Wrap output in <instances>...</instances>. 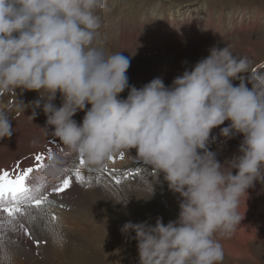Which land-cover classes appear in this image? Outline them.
Returning a JSON list of instances; mask_svg holds the SVG:
<instances>
[{
  "label": "clouds",
  "instance_id": "clouds-1",
  "mask_svg": "<svg viewBox=\"0 0 264 264\" xmlns=\"http://www.w3.org/2000/svg\"><path fill=\"white\" fill-rule=\"evenodd\" d=\"M107 3L0 0V95L36 92L32 121L40 109L46 117L41 131L83 155L88 165L100 167L109 156L135 149L155 170L153 185L162 174L177 196L176 218L128 221L120 228L136 242L137 264H220L224 249L217 237L236 231L249 189L264 186V74L252 73L250 59L230 45H213L168 85L161 77L131 85V56L104 49L101 13ZM81 111L78 123L73 117ZM225 121L219 136L242 139L221 162L209 145L218 138L213 129ZM12 134V122L0 110V139ZM63 167L64 154L53 153L42 175L56 180ZM153 185L141 198L152 197Z\"/></svg>",
  "mask_w": 264,
  "mask_h": 264
},
{
  "label": "rangeland",
  "instance_id": "rangeland-1",
  "mask_svg": "<svg viewBox=\"0 0 264 264\" xmlns=\"http://www.w3.org/2000/svg\"><path fill=\"white\" fill-rule=\"evenodd\" d=\"M101 15L100 32L105 41V52L106 54L121 52L126 57L131 56L130 67L126 74L129 83L136 87L142 86L154 77H161L166 85L170 84L173 78L182 73L186 67L194 65L199 59L206 57L208 49L213 45L219 47L230 45L231 50L237 56H247L250 59L252 73L264 74V0H165V2L161 0H108L107 8ZM123 40L127 45H131L125 51L121 50ZM233 83L238 84L239 81ZM120 96L126 97L127 90ZM36 99V92H22L17 89L16 92L0 95V110L6 111L11 119L15 112L19 111V107L24 108L26 105L23 103L24 100L34 102ZM54 103L57 106L60 105V96ZM36 112L37 115L33 121L30 116L28 118H22V115L17 116L15 125L22 124L25 127L35 124L44 125L46 117L43 112L40 109H36ZM82 113L78 114L77 112L73 118L79 122L82 120ZM241 139L242 137L239 135L227 140L221 137L219 141L209 145V150L216 151L220 156V161L223 162L236 152ZM59 153L64 154V157L69 153V158H74L73 167H79L86 180L89 177L92 178L91 182L81 186L78 183H73L70 191L67 190L68 200L65 204L63 203L66 209L56 207L59 211L51 212H56L55 215L59 220L52 221L49 216L46 220L47 227L38 225L36 226L38 231L33 229L32 235L42 242L38 247L31 240L21 243L24 248H20V243L8 244L7 240L10 237L5 231H0V236H3L5 241L0 245V264H5V262L9 264L7 262L9 260H2L5 255L9 259L18 256L17 263L10 260V264H137L136 242L132 240L131 243L124 239L123 243L117 239L109 227L101 222L99 211L92 204L90 195L99 191L106 207L111 205L112 214L119 215L118 217H128L127 220L133 223L143 221L142 217L145 216L143 209L151 201L160 205L163 212L166 210L172 219H175L178 212L177 196L169 195L162 174L159 177L161 183L153 185L157 182L155 170H151L140 159H136L130 166H126L128 162H125V167H120L118 160L109 161L107 159L102 166H95V168L86 162L81 166L79 154L68 152L66 149ZM48 157L44 161H47ZM105 168L111 171L106 172ZM113 173L115 177L121 179L120 184L115 183ZM128 173H135V175L127 176ZM97 177L100 178L99 182L94 179ZM152 185L154 187L152 197L147 200L140 199V196L147 198L151 194ZM144 194L147 197L142 196ZM261 199L260 197L254 198L252 213L247 220V227L250 232L251 230L254 232L252 235L245 236L244 239L239 238L240 241H236L241 245V247L238 245L241 248V256L224 255L220 264H264V198ZM127 200L126 205L117 203ZM63 210L76 211L77 215L88 217L90 223L100 227L104 233V239L99 243L100 251H92L86 246V240H77L69 228L63 227L64 224L59 215ZM160 213L162 214L161 211ZM167 219L169 220V217ZM133 234L130 233L131 236H134ZM53 237L55 239L57 237V242L53 243ZM217 238L219 239L220 236ZM29 245H32L38 252L42 248L48 249L47 256L54 252V249H58L57 252L62 249L65 254L61 255V258L57 255L55 260H51L48 256L45 261V257L37 256L29 249ZM21 250L22 254L20 255Z\"/></svg>",
  "mask_w": 264,
  "mask_h": 264
},
{
  "label": "bare ground",
  "instance_id": "bare-ground-1",
  "mask_svg": "<svg viewBox=\"0 0 264 264\" xmlns=\"http://www.w3.org/2000/svg\"><path fill=\"white\" fill-rule=\"evenodd\" d=\"M127 37V36H126ZM131 40V39H130ZM131 42V41H130ZM129 45H127L126 42H124V40L122 41L121 44V50L125 51L128 48ZM131 46V45H130ZM129 46V47H130ZM132 79V78H131ZM132 81V80H131ZM59 96V94H57V97ZM21 98V97H20ZM22 99V98H21ZM20 99V101H21ZM24 104H26V106H24V108L19 107L17 112H15V115L10 119L12 122V126H13V134L10 137H5L4 139H0V168L2 169H7V170H11L13 169L17 163L22 164L24 167H28V166H32L34 165L35 161H34V155L37 153H43L45 154V159L48 157L47 150L49 147L52 148L53 153H59L60 149H65V147L62 145V143L55 138L53 135L48 134L45 135L44 132L41 131L40 127H43L44 125H30L31 127H25L22 126V124H18L15 125V120L17 118V116L22 115V118H28L30 113H32L33 111V102H26L25 100L23 101ZM82 112V111H81ZM80 112V113H81ZM79 114V112H78ZM84 115V112L82 113ZM75 119V118H73ZM81 120H79L80 122ZM78 122V123H79ZM228 121H225L223 125H220L219 127L213 129L212 135H216L217 141H219L221 139V137L219 136V128L220 127H224L228 124ZM40 126V127H39ZM49 131H51V129H49ZM35 141V143H33ZM222 141V140H221ZM123 152L125 154V158L123 160L120 159V153ZM121 152H117L115 154H113L112 156L114 157V160H118L120 162V167H125V162H128L126 166H130L136 159H139L135 156V149H131L129 152L127 151H121ZM66 156L69 157V153L66 154ZM44 159V160H45ZM217 159L220 160V156L217 155ZM113 160V161H114ZM44 161V165H45ZM139 164V163H138ZM92 166V165H90ZM135 166V165H134ZM44 167V166H43ZM43 167H41L38 171L34 172L33 175L41 180V181H47L48 184H54L57 182L56 180H50L48 178L43 177L42 175V169ZM95 167V166H94ZM118 167V168H120ZM96 168V167H95ZM153 170V169H151ZM83 172V171H82ZM105 172V171H104ZM131 172V171H130ZM155 172V171H154ZM86 173V172H85ZM88 174H90L88 172ZM105 174V173H104ZM125 175V174H124ZM123 175V176H124ZM151 175V174H150ZM90 176V175H89ZM88 176V177H89ZM108 176V175H107ZM106 176V179H107ZM111 176V175H110ZM119 176V175H118ZM122 176V177H123ZM101 177V176H100ZM121 177V176H120ZM96 179V178H94ZM105 180V178H104ZM123 180V179H122ZM127 180V179H126ZM74 181V179H73ZM112 181V180H111ZM125 181V180H124ZM75 183V182H74ZM94 183V182H93ZM76 184V183H75ZM97 184V183H96ZM125 184V183H124ZM130 184V183H129ZM166 184V182H165ZM74 185V184H73ZM80 185V184H79ZM107 185V184H106ZM123 185V184H122ZM81 186V185H80ZM87 187V186H86ZM95 187V186H94ZM133 187V186H132ZM167 187V184H166ZM75 188V187H74ZM73 190V189H72ZM104 190V189H103ZM123 190V189H122ZM127 190V189H126ZM168 190V188H167ZM70 191V189H69ZM68 191V193H69ZM83 191V190H82ZM86 192V191H85ZM77 194V192H75ZM169 195H174L172 192H170L168 190ZM85 194V193H84ZM126 194V192H125ZM78 195V194H77ZM83 195V193L81 194V196ZM106 195V194H105ZM76 198L77 196L74 195ZM86 196V195H85ZM88 196V195H87ZM147 197V195H142ZM149 196V195H148ZM68 194L67 191L63 194L62 197L57 198V197H52L53 199H57L58 203L62 202V203H66V201L68 200ZM72 197V196H71ZM74 197V198H75ZM256 197H260V199L264 198V186H262L261 184H256L255 187L253 189H249V198L246 201V212H245V204H244V200L243 198L241 199V204H240V208L239 211L240 213L243 215V213L245 212V216L244 219L241 221V225L236 229V231L230 236V237H220V243L223 245V249H224V255L230 256L233 255L234 257H238L241 256V245L240 243H236L237 240L240 241L239 238H243L245 236L248 237V235H252V233L254 232L253 230H251L247 227V220L249 215L252 213L251 208L254 204V198ZM92 204L98 209L99 211V216H100V220L101 222L105 223L109 229L111 230V232L117 237V239L121 242H125L124 239L129 240L132 243V240L126 238L125 236H123L120 232V228L121 226L125 223L128 222L127 218L123 217H118L119 215H114L111 213V209L110 206L106 207V205L104 204L103 200H102V196L101 193L99 191H96L94 193H92L90 195ZM106 199V198H105ZM113 199V198H112ZM140 199L144 200L143 198ZM139 199V200H140ZM261 199V200H262ZM70 200V199H69ZM71 201V200H70ZM165 202V201H164ZM71 203V202H70ZM139 203V202H137ZM69 204V203H68ZM109 205V204H108ZM121 205V204H120ZM132 205V204H131ZM176 206V205H175ZM129 207V206H128ZM174 207V206H173ZM68 208V207H67ZM118 208V207H117ZM138 208V207H136ZM66 209V207H65ZM259 209V208H258ZM261 209V208H260ZM124 210V209H122ZM144 213L145 216L142 217L143 221L148 220L150 223H154L155 219L157 217L162 218V222L167 223L169 220H173L172 216L170 215L169 212H167L166 210L163 209L161 210L160 205L156 204L155 202H152L146 206L144 209ZM49 213H51L52 211H59V209H57L56 207H52L49 210ZM101 211V212H100ZM160 211L162 212V214L160 213ZM55 212V213H56ZM61 213L60 215V219L61 222L64 224V226H66L67 228H69L71 230V232H73L74 236H76L77 240H86V246H88V248H90L92 251H97L99 250L101 247H99V243L104 239V233L102 232V230L100 229V227H98L97 225L90 223L89 222V218L88 217H83L80 215H77V213H75L74 211H69V210H63L60 211ZM256 212V211H255ZM54 213V212H53ZM59 213V212H58ZM122 213L124 214V212L122 211ZM80 214V213H79ZM122 214V215H123ZM86 215V214H85ZM84 215V216H85ZM88 216V215H87ZM169 217V220L167 219ZM58 219V218H57ZM59 220V219H58ZM60 222V221H59ZM58 222V223H59ZM56 223V224H58ZM53 225V224H52ZM38 226V225H36ZM36 226L34 227L35 230ZM59 226V225H58ZM52 227V226H51ZM56 227V226H55ZM39 229V228H38ZM44 229V228H41ZM61 229V228H60ZM46 230V229H45ZM53 230V229H52ZM55 230V229H54ZM53 230V231H54ZM69 230V231H70ZM0 231H5L8 234V237L10 238H15L14 234L11 233L7 228L4 229H0ZM38 231V230H37ZM40 231V230H39ZM42 232V231H41ZM51 232V231H50ZM54 233V232H53ZM38 234V233H37ZM42 234V233H41ZM47 234V233H46ZM56 234V233H54ZM63 234V233H62ZM44 235V233H43ZM135 235V234H133ZM47 236V235H46ZM45 236V237H46ZM60 236V235H59ZM68 236V235H66ZM36 237V236H35ZM40 237V236H39ZM251 237V236H250ZM37 238V237H36ZM42 238V237H41ZM54 238V237H53ZM62 238V237H61ZM60 238V239H61ZM75 238V239H76ZM252 238V237H251ZM46 239V238H45ZM57 239V237H56ZM71 239V238H70ZM27 239H25L23 241V243L26 241ZM39 240V239H38ZM247 240V239H245ZM244 240V241H245ZM28 241V240H27ZM41 241V240H40ZM65 241V240H64ZM62 241V242H64ZM74 241V240H73ZM135 241V240H133ZM76 242V241H75ZM22 243V242H21ZM20 243V244H21ZM42 243V242H41ZM54 243V242H53ZM52 243V244H53ZM73 243V242H72ZM71 243V244H72ZM129 243V242H128ZM57 244V243H56ZM60 244V243H59ZM136 244V243H135ZM41 245V244H39ZM50 245V244H49ZM54 245V244H53ZM240 247H239V246ZM15 246V245H13ZM103 246V245H102ZM29 249H31L34 253L37 254V256L41 257H45V261L48 259L47 257L50 256L51 260H55L56 256L58 255L61 258V255L63 256L65 253V251H62V249H60L59 252H57L56 250L58 249H54V252L49 253V255L47 256V251L48 249L46 248H42L40 252H38L34 247H32V245L28 246ZM48 247V246H47ZM50 247V246H49ZM20 248H24L23 245L21 244ZM57 248V247H56ZM244 248V247H243ZM82 249V248H81ZM83 250V249H82ZM86 250V249H85ZM90 251V250H89ZM100 251V250H99ZM20 252V251H19ZM1 253V252H0ZM68 253V252H67ZM75 253V252H74ZM109 253V252H108ZM243 253V252H242ZM22 254V250L20 255ZM92 254V253H91ZM1 255V254H0ZM89 255V254H88ZM67 256V255H65ZM77 256V255H76ZM82 256V255H80ZM90 256V255H89ZM23 257V256H21ZM72 257V256H71ZM83 257V256H82ZM85 257V256H84ZM114 257V256H113ZM64 258V257H63ZM68 258V257H66ZM75 258V257H74ZM1 259V258H0ZM58 259V258H57ZM87 259V258H86ZM121 259V258H120ZM130 259V258H129ZM2 260H11L14 263H17L18 256H14L13 258H8L7 255L3 256ZM1 260V261H2ZM68 260V259H67ZM72 260V258H71ZM74 260V259H73ZM113 260V259H112ZM127 260V259H126ZM7 261V262H9ZM66 261V260H65ZM75 261V260H74ZM4 262V261H3ZM62 262V261H61ZM67 262V261H66ZM127 262V261H125ZM83 263V262H81ZM88 263V262H87ZM105 263V262H104ZM108 263V262H107ZM6 264V262H5ZM12 264V263H11ZM42 264V263H41ZM72 264V263H70ZM80 264V263H79ZM85 264V263H84ZM93 264V263H92Z\"/></svg>",
  "mask_w": 264,
  "mask_h": 264
},
{
  "label": "snow or ice",
  "instance_id": "snow-or-ice-1",
  "mask_svg": "<svg viewBox=\"0 0 264 264\" xmlns=\"http://www.w3.org/2000/svg\"><path fill=\"white\" fill-rule=\"evenodd\" d=\"M63 151V149H60ZM48 156L53 154L52 148L49 147L46 153ZM120 159L125 158V154L121 152ZM45 154L37 153L34 155V165L24 167L22 164L11 169L0 168V229L7 228L14 234L15 238H9L8 244H18L25 239L31 240L37 247L41 243L33 235V229L36 225L47 227L46 220L52 221L57 219L55 213H49L52 207L64 209L66 206L52 197L60 198L63 194L73 186V177L75 183L87 185L91 182V177L87 180L82 175L79 167H73L74 158L64 157L63 174L54 184H48L47 181L37 179L33 173L44 166ZM109 161L114 160L111 155ZM79 164L83 166L85 160L83 155L79 156ZM105 171H111L105 168ZM135 173H128L127 176H134ZM127 178V177H125ZM99 177L96 178L99 182ZM113 179L116 184L121 183V179L115 177ZM4 237L0 236V245L4 244Z\"/></svg>",
  "mask_w": 264,
  "mask_h": 264
},
{
  "label": "water",
  "instance_id": "water-1",
  "mask_svg": "<svg viewBox=\"0 0 264 264\" xmlns=\"http://www.w3.org/2000/svg\"><path fill=\"white\" fill-rule=\"evenodd\" d=\"M161 1H164L165 2V0H161Z\"/></svg>",
  "mask_w": 264,
  "mask_h": 264
}]
</instances>
